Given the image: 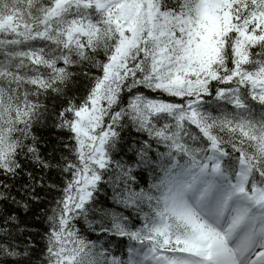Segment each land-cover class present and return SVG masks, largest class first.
Here are the masks:
<instances>
[{"label": "snow or ice", "instance_id": "1", "mask_svg": "<svg viewBox=\"0 0 264 264\" xmlns=\"http://www.w3.org/2000/svg\"><path fill=\"white\" fill-rule=\"evenodd\" d=\"M78 77L92 85L82 101L49 110L42 98L67 96ZM214 81L230 87L213 93ZM213 94L237 112L205 111ZM50 118L75 160L39 150L33 126ZM126 121L150 138L129 163L115 157ZM153 142L166 151L153 155ZM137 168L162 176L137 190ZM35 169L71 175L48 215L46 264H264V0H0V264H33L17 233L41 199ZM105 183L123 207L147 204L142 227L99 205ZM80 223L140 248L112 255Z\"/></svg>", "mask_w": 264, "mask_h": 264}, {"label": "trees", "instance_id": "2", "mask_svg": "<svg viewBox=\"0 0 264 264\" xmlns=\"http://www.w3.org/2000/svg\"><path fill=\"white\" fill-rule=\"evenodd\" d=\"M45 2H47V0H45ZM253 51H259V49H253ZM93 71L96 70L94 69ZM74 80V83L68 85L67 96L57 98L53 94L47 98H42L49 110L62 107L63 103L68 99H73L76 102L82 101L92 85L89 81L84 80L82 77L74 78ZM210 87L212 88L213 93H215L217 88H225L230 86L221 85L214 81ZM231 87H235V85H231ZM133 92L151 98L162 99L166 102H179L178 98L170 97L158 90L152 91L146 88H140L134 89ZM241 92H246V89L242 88ZM131 95L132 93H128L126 91L122 93V101L118 107H126ZM247 99L249 105L252 108L253 118L258 119L259 109L261 106L256 101L251 100L250 96L247 97ZM202 108L205 111L211 113L212 116H222L225 113L235 114L237 112L232 104L224 100H217L214 94L212 96H205L203 98ZM32 131L38 140V148L43 156L50 159L52 150L55 148L57 149L55 153L57 160L60 159L61 153L70 159L75 160V141L70 139L71 134L66 130L58 129L51 118L45 123L34 125ZM215 131L217 134L224 136L225 139H227L226 133L219 132V129H215ZM120 132L123 139L118 145V151L115 153V157L118 160H123L125 163L132 162L135 160L133 146L148 142L150 138L148 137L147 133L138 132L132 125L131 121H126V126L121 129ZM64 144L71 145V149L65 148ZM225 147L231 151L230 145L226 144ZM153 149V155L166 151L162 144H156L155 142H153ZM24 163L25 168L28 171L33 170L32 166H30L27 161ZM35 172L38 178L41 176L44 178V184L42 186H38L41 199L39 201H29V209L27 212H24L23 210L20 211L19 219L22 222V226L25 230L22 234L17 233V242L27 241L33 245V264H40L41 261L46 264L45 257L47 253L45 249L47 244V234L50 230L48 215L51 214V210L55 207L56 201L63 197L64 187L68 180L71 179V175L69 173H62L58 169H52L51 171L45 172L35 169ZM134 175L136 177L134 187L137 190H149L151 189L153 183L158 182L157 178L162 176V172L159 169L153 173L147 169L137 168L134 172ZM53 184L56 185V187H50V185ZM17 188H19V184H17ZM16 194L19 198L20 193L16 192ZM96 199L100 206L109 208L118 214L130 217L131 219L129 223L133 224L136 228L143 226V215L144 213L150 211L147 207V204L144 205V211L142 213H137L131 208L123 207L114 200L112 188L106 183L102 186L101 191L96 193ZM77 227L81 229L82 234L86 238L90 239L92 242H95L99 246H106V249L109 253L122 259H127L128 250L130 248H135L136 246V241H132L128 237L93 233L89 231L86 225L83 223L78 224Z\"/></svg>", "mask_w": 264, "mask_h": 264}, {"label": "rangeland", "instance_id": "3", "mask_svg": "<svg viewBox=\"0 0 264 264\" xmlns=\"http://www.w3.org/2000/svg\"><path fill=\"white\" fill-rule=\"evenodd\" d=\"M135 248H140V245L137 243ZM127 254H128V252H127Z\"/></svg>", "mask_w": 264, "mask_h": 264}]
</instances>
